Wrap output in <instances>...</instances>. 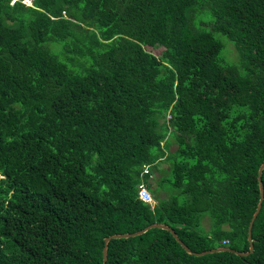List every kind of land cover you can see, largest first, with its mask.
<instances>
[{
    "label": "trees",
    "instance_id": "obj_1",
    "mask_svg": "<svg viewBox=\"0 0 264 264\" xmlns=\"http://www.w3.org/2000/svg\"><path fill=\"white\" fill-rule=\"evenodd\" d=\"M263 161L264 0H0V264L249 251ZM252 237L106 264H264V200Z\"/></svg>",
    "mask_w": 264,
    "mask_h": 264
},
{
    "label": "water",
    "instance_id": "obj_2",
    "mask_svg": "<svg viewBox=\"0 0 264 264\" xmlns=\"http://www.w3.org/2000/svg\"><path fill=\"white\" fill-rule=\"evenodd\" d=\"M263 170H264V161L260 165L259 175H258L259 187H260V200H259L257 209H256V211H255V213H254V215L252 217L250 225H249V231H248V239H249V242H250L249 251H239V250L233 249V248L228 247V246H222V247H217V248H213V249L204 250V251H201V252H196V251L192 250L182 239H180V237L178 236V234L176 233V231L172 227H170L169 225H167L165 223H153V224H151V225L145 227L144 229H142L140 231H137L135 233L113 234V235H110V236L106 237L105 238L106 245H105L104 251H103L104 252V264H106V261L108 259V242L111 239H113V238H128V237H131V236L139 235V234H142L145 231H147L148 229L153 228V227H161V228H164V229H167V230L171 231V233L174 235L176 240L190 254H195V255L201 256V255H205L207 253H211V252H215V251H225V250H227V251L235 252L236 254H238L240 256H248L249 254L254 252V243H253V237H252V229H253L254 222H255V220H256V218H257V216H258V214H259V212H260V210L262 208V204H263V200H264V183H263V180H262Z\"/></svg>",
    "mask_w": 264,
    "mask_h": 264
},
{
    "label": "rangeland",
    "instance_id": "obj_3",
    "mask_svg": "<svg viewBox=\"0 0 264 264\" xmlns=\"http://www.w3.org/2000/svg\"><path fill=\"white\" fill-rule=\"evenodd\" d=\"M28 3H31V0H30ZM223 40H224V39H223ZM224 41H225L226 46L224 47V49H223V51H222V53H221V58L224 59L225 61H228V62H231V63H235V62H236L235 57H234L233 54H230V51H229V45L232 44V42H231V41H228L227 39H225ZM151 50H152L154 53H156V54L158 55V54L161 53L162 48L159 47V48H155V49H151ZM164 166L167 167L166 164H164ZM164 173H165L164 170L155 173V176H156V177L158 176V178H157V180H156L154 183H155V185H156V186H155L156 189H158V191H159L160 193H164V192L166 193L167 185H169V184H167V183L161 182V178H164V177H163ZM161 185H164L163 187L165 188V191L162 190V186H161ZM160 196H163V195H160ZM168 197H170V193H169V194L167 193V194L165 195V197H163V199H164V198H168ZM154 203H155V202H154ZM207 218H209V216H206V217L203 219V226H204V228H205V227L208 228V226H209V219H207ZM204 220H205V221H204Z\"/></svg>",
    "mask_w": 264,
    "mask_h": 264
},
{
    "label": "built area",
    "instance_id": "obj_4",
    "mask_svg": "<svg viewBox=\"0 0 264 264\" xmlns=\"http://www.w3.org/2000/svg\"><path fill=\"white\" fill-rule=\"evenodd\" d=\"M140 187H141V189H140L139 194H140L141 199L146 201V202H150V203L153 202L154 199L151 196L150 192L145 188V186L141 185ZM224 242H227V241H224Z\"/></svg>",
    "mask_w": 264,
    "mask_h": 264
},
{
    "label": "clouds",
    "instance_id": "obj_5",
    "mask_svg": "<svg viewBox=\"0 0 264 264\" xmlns=\"http://www.w3.org/2000/svg\"><path fill=\"white\" fill-rule=\"evenodd\" d=\"M23 1L28 3L30 0H23ZM28 4H32V0H31V3H28Z\"/></svg>",
    "mask_w": 264,
    "mask_h": 264
}]
</instances>
